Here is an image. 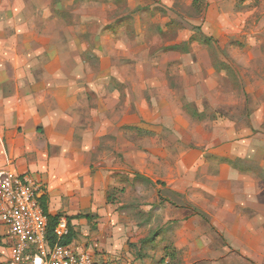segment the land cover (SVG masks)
Listing matches in <instances>:
<instances>
[{
  "label": "rangeland",
  "instance_id": "374dc122",
  "mask_svg": "<svg viewBox=\"0 0 264 264\" xmlns=\"http://www.w3.org/2000/svg\"><path fill=\"white\" fill-rule=\"evenodd\" d=\"M4 68L50 71L58 149L112 173L101 226L43 188L92 251L104 225L118 264H264V0H0Z\"/></svg>",
  "mask_w": 264,
  "mask_h": 264
},
{
  "label": "crops",
  "instance_id": "0c3cea01",
  "mask_svg": "<svg viewBox=\"0 0 264 264\" xmlns=\"http://www.w3.org/2000/svg\"><path fill=\"white\" fill-rule=\"evenodd\" d=\"M23 55L25 57H21V61L27 62V56L33 53L24 51ZM53 95L51 73L48 70L0 69V169L32 175L41 184L42 195L45 198L43 188L47 184V177H50L57 185L59 195H77L74 202L62 201L60 209L68 213L86 212L91 218L96 217V222L101 226V222L107 221L109 217L105 191L108 187V175L112 173H98L97 178L91 180L89 169L82 170L76 167L77 154L70 150L64 152L58 149L60 141H66L69 134L62 128L63 114L59 111L57 102L52 103ZM81 178L83 183L95 184L93 192L90 186L86 191V184H81ZM76 187L78 190L73 194ZM47 213L53 216L48 210ZM72 223L73 231L78 234L76 237L79 242L74 243L78 248L92 252L98 260L118 264V261H113V257L120 255L121 250L100 240L106 236L102 229L104 225L101 228L97 226L98 230L93 233L97 241L93 240L95 239L93 236L89 237V240L96 242L98 246V249L92 251L84 239V236L91 235L87 226L77 221ZM6 233V229L0 225V262L7 256ZM244 246L246 250L249 248L247 245ZM106 254L111 255V258L108 259ZM125 254L122 253L119 257L123 259L130 256L128 253Z\"/></svg>",
  "mask_w": 264,
  "mask_h": 264
},
{
  "label": "built area",
  "instance_id": "2783aa9c",
  "mask_svg": "<svg viewBox=\"0 0 264 264\" xmlns=\"http://www.w3.org/2000/svg\"><path fill=\"white\" fill-rule=\"evenodd\" d=\"M41 195L42 186L32 175L0 169V225L7 231V256L0 264H112L73 243L63 244L70 234L66 217H57L49 239Z\"/></svg>",
  "mask_w": 264,
  "mask_h": 264
},
{
  "label": "trees",
  "instance_id": "16d2710c",
  "mask_svg": "<svg viewBox=\"0 0 264 264\" xmlns=\"http://www.w3.org/2000/svg\"><path fill=\"white\" fill-rule=\"evenodd\" d=\"M208 41L210 40H205V43H207ZM40 203H41V206L43 208V211L46 215H48L47 213V207H46V198L45 196L43 195L42 197H40ZM57 217L58 216H49L48 215V218H49V226H50V229H49V233H48V238L49 239H52V234H51V231H52V228L53 226L55 225V221L57 220ZM79 217H82V218H85V219H88L89 216L88 215H84V216H77V218ZM68 219V218H67ZM70 222V234L69 236L63 241V244L67 245V244H71L74 242L75 240V234L73 232V227L71 225V220H68Z\"/></svg>",
  "mask_w": 264,
  "mask_h": 264
}]
</instances>
